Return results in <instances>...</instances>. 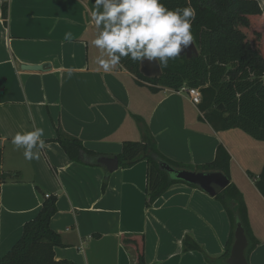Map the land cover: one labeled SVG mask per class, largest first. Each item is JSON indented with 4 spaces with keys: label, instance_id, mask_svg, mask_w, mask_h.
<instances>
[{
    "label": "crops",
    "instance_id": "crops-1",
    "mask_svg": "<svg viewBox=\"0 0 264 264\" xmlns=\"http://www.w3.org/2000/svg\"><path fill=\"white\" fill-rule=\"evenodd\" d=\"M8 1L7 20L0 1V171L6 179L0 181V259L50 195L58 209L51 228L62 242L56 261L136 264L135 248L122 240L144 236L147 264H208L201 253L184 252L190 236L215 264H225L231 224L215 198L177 184L148 209L146 162L114 173L98 164L118 157L124 143L141 141L142 128H148L160 153L176 163L206 165L220 145L228 150L231 183L244 196L259 242L249 264H264V198L256 187L264 143L239 130L214 131L185 93L153 92L124 67L98 69L100 50L91 44L94 0ZM256 1L264 12V0ZM69 31L76 37L72 42L64 40ZM36 127L44 128L47 147L39 160L27 161L11 137ZM58 128L100 154L98 166L72 162L52 142ZM247 148L260 152L245 153Z\"/></svg>",
    "mask_w": 264,
    "mask_h": 264
},
{
    "label": "trees",
    "instance_id": "trees-1",
    "mask_svg": "<svg viewBox=\"0 0 264 264\" xmlns=\"http://www.w3.org/2000/svg\"><path fill=\"white\" fill-rule=\"evenodd\" d=\"M0 1L2 17L7 20L9 1ZM163 3L173 9L189 6L186 0H163ZM190 6L197 13L192 33L199 56L191 60L186 57L169 60L168 66L161 68V73L152 78L141 74V63L127 58L122 59L124 69L134 75L139 84H147L153 92L160 89L177 92L184 86L200 89L202 103L198 108L214 131L240 130L264 143V12L256 0H190ZM56 135L52 142L57 143L72 162L98 166L96 160L100 154L86 149L81 141L69 137L59 128L56 129ZM2 159L0 138V167ZM118 159L120 167L124 169L139 162L147 163L148 209L174 185L186 184L197 188L176 179L167 168L223 175L229 181V186L215 200L221 204L229 218L231 236L222 259L227 264L235 242V230L240 223L249 242L246 250L249 263V257L259 242L250 225L244 196L231 183L232 158L223 145L218 147L212 163L184 165L162 155L150 130L142 128V140L124 143ZM0 181H6L1 173ZM256 187L264 198V168ZM57 212V198L52 196L45 199L37 217L24 225L21 238L0 259V264H72L55 259V249L62 246L60 236L51 228V221ZM122 241L124 245L135 248L136 264H147L144 236H127ZM183 246L185 253L199 252L208 264H215L192 237L186 236Z\"/></svg>",
    "mask_w": 264,
    "mask_h": 264
},
{
    "label": "clouds",
    "instance_id": "clouds-1",
    "mask_svg": "<svg viewBox=\"0 0 264 264\" xmlns=\"http://www.w3.org/2000/svg\"><path fill=\"white\" fill-rule=\"evenodd\" d=\"M186 2L188 7L173 9L163 0H94L90 22L96 32L91 44L100 50L95 60L98 69L123 68L124 58L166 68L169 60L180 57L194 41L192 25L197 13L190 0ZM75 38L70 31L64 34L67 42ZM44 136L42 127L17 131L11 144L14 150H23L25 160H39L47 147Z\"/></svg>",
    "mask_w": 264,
    "mask_h": 264
},
{
    "label": "water",
    "instance_id": "water-1",
    "mask_svg": "<svg viewBox=\"0 0 264 264\" xmlns=\"http://www.w3.org/2000/svg\"><path fill=\"white\" fill-rule=\"evenodd\" d=\"M199 56V50L193 41L192 45L189 46L188 50L181 54L180 57H186L191 60L193 57ZM28 70L39 69L41 67H25ZM141 74L147 78H152L158 76L161 73V68L155 63H148L145 61L141 64ZM98 164L104 166L109 173L116 172L119 167L118 157L114 158H100ZM175 175L176 179L184 181L190 185L196 186L199 189L206 192L212 198L220 195L228 186L229 181L221 174H202L196 171H176L170 168L166 169ZM249 242L245 235V231L240 223L237 224L235 230V242L232 247L230 258L228 259V264H249L246 258V250L248 248Z\"/></svg>",
    "mask_w": 264,
    "mask_h": 264
},
{
    "label": "built area",
    "instance_id": "built-area-1",
    "mask_svg": "<svg viewBox=\"0 0 264 264\" xmlns=\"http://www.w3.org/2000/svg\"><path fill=\"white\" fill-rule=\"evenodd\" d=\"M180 93H185L190 98L191 102L195 106H199L202 103V94L201 90L198 88H189L187 86L182 87L179 91ZM1 173V171H0ZM50 195H47L46 198H49Z\"/></svg>",
    "mask_w": 264,
    "mask_h": 264
},
{
    "label": "rangeland",
    "instance_id": "rangeland-1",
    "mask_svg": "<svg viewBox=\"0 0 264 264\" xmlns=\"http://www.w3.org/2000/svg\"><path fill=\"white\" fill-rule=\"evenodd\" d=\"M240 131V130H239ZM242 132V131H241ZM244 133V132H243ZM247 135V134H246ZM248 137H249V135H248ZM249 139H251L252 141H256L255 139H253V138H249ZM260 143V142H259ZM244 146H246V145H244ZM252 148H247L246 150H244V152L245 153H253V154H255V153H259L260 151H256V152H253L252 150H251ZM253 174V175H252ZM257 176V174L256 173H249V176H252L255 180H256V176Z\"/></svg>",
    "mask_w": 264,
    "mask_h": 264
}]
</instances>
